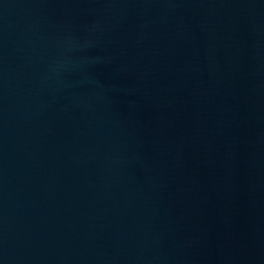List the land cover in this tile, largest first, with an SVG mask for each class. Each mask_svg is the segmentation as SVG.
<instances>
[{
	"label": "water",
	"instance_id": "water-1",
	"mask_svg": "<svg viewBox=\"0 0 264 264\" xmlns=\"http://www.w3.org/2000/svg\"><path fill=\"white\" fill-rule=\"evenodd\" d=\"M0 264H264V0H0Z\"/></svg>",
	"mask_w": 264,
	"mask_h": 264
}]
</instances>
